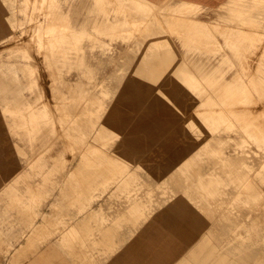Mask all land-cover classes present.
Masks as SVG:
<instances>
[{"label": "bare ground", "instance_id": "6f19581e", "mask_svg": "<svg viewBox=\"0 0 264 264\" xmlns=\"http://www.w3.org/2000/svg\"><path fill=\"white\" fill-rule=\"evenodd\" d=\"M60 1L68 0L4 3L11 27L8 35L0 38V44H16L22 40L23 31L30 37L24 41L20 59L13 54L18 49L16 45L7 53L0 52V130L3 128L7 139L6 159L13 155L16 159L13 149L21 156L19 170L17 164L6 170L9 178L4 179L0 191V264H37V259L49 257L53 264H65L69 251L65 247L70 245V239L86 234L81 240L97 241L106 232L111 236L109 246L101 248V252L92 250L86 264H112V256L150 220L177 235L180 229L186 242L188 236L183 228L197 233L196 242L172 264H264V144L259 142L261 138L264 141L259 118L264 108V50L256 55L254 48L258 44L241 43L244 38H251L247 34L251 31L244 26L264 24V0L227 1V14L222 18L235 28L214 29L225 42L220 60L213 65L208 53L204 56L208 62L196 54L181 53L172 38L174 32L161 25L174 23L186 40L195 38L200 44L204 41L212 49V41L207 37L216 36L213 26L187 15L196 5L158 6L149 0H137L142 2L137 5L142 7L140 12L148 13L128 19L126 9L131 0L109 4V10L107 4L98 2L109 0H69L72 3L61 8ZM57 9L68 12L58 13ZM59 19L65 21L58 22ZM27 24L30 26L25 28ZM124 24L134 30L118 33L116 28ZM190 26L194 31H185ZM34 39L39 56L32 45L25 43ZM179 39L182 42L183 36ZM120 46L124 52L119 57L132 64L128 68L117 65L116 50ZM250 52L257 60L244 61ZM61 57L65 58L63 62L59 61ZM78 58L83 65L79 73L90 74L91 78L70 77L74 70L60 67L72 65ZM103 60L115 66L100 70L98 63ZM41 71L45 78L49 76L47 84L55 99L51 106L43 94L47 87L40 79ZM97 74L104 75L99 78ZM130 74L154 84L167 80L169 87L182 86L187 93L182 113L187 120L186 134L178 146L162 153L169 157L163 164L132 163L121 147L123 137L116 131L118 125L110 118ZM26 91H35L37 96L30 98ZM158 121V116L150 115L138 131L155 137ZM51 144L55 155L70 154L80 159V167L75 172L60 174L62 182L57 176L52 178L50 191L37 198L36 193L43 192L40 188L50 177L49 169L55 167L51 162ZM91 144L96 148L90 149ZM39 155H46L44 162H37ZM32 166H37L32 178L26 180L25 186L24 181L17 186L16 182ZM159 166H164V174L158 171ZM137 170L159 173L142 174L136 180ZM59 186L63 197H55L54 190ZM105 194L109 196L101 201ZM50 201L52 206L64 205V222L40 241L37 235L44 227L36 219L44 218ZM177 201L185 202L192 211H171ZM79 203L83 207L70 208ZM166 204L169 207L157 212ZM102 206L113 209L112 218L122 216L124 220L109 222L113 226L101 224L102 232L81 229L80 222L84 223ZM34 236L38 239L36 245L30 239ZM8 257L12 261L7 262ZM160 260L164 262L158 264H165L167 259Z\"/></svg>", "mask_w": 264, "mask_h": 264}, {"label": "rangeland", "instance_id": "374dc122", "mask_svg": "<svg viewBox=\"0 0 264 264\" xmlns=\"http://www.w3.org/2000/svg\"><path fill=\"white\" fill-rule=\"evenodd\" d=\"M75 1H77V0H75ZM75 1H73V2H75ZM38 2H41V1H38ZM60 2H63L62 5H60V8H61V6L64 7L68 3H72L69 0L68 1H60ZM60 2H58V4ZM98 2L107 4L108 5L107 9L109 10L110 9L109 8V4L116 5L117 3L122 2V0H112V1L109 0V1H98ZM131 2H132V4L135 7L132 4L130 5ZM139 2L142 3L141 1H137V0H135V2H134V0H131L130 3H129V0H127V3H129V5H127V9L126 10H127V15L130 14V16H127L126 18L129 19V17H130V19H132L134 17L133 19H135L136 16H137V14L140 17H142L141 16L142 14L145 15V14L148 13V12H143V11L140 12V9H142V7L141 6H137V5L140 4ZM194 2L197 4L196 7L197 6H199V7H197V8L195 7L194 11L191 10L189 13H187V15L194 16V17H199V18L208 20L209 23H210V25L213 26V32H214V34L216 33L214 29H217V28L232 29L234 27L233 26L234 24L227 25V23H225L224 20H223V18H222L223 15L227 14L226 7L229 4L228 2L225 3L224 5L220 6L219 8H218V5L219 4L217 2H213V1H209V0H194ZM51 3H53V1H51ZM135 3H136V5H135ZM135 8L138 9V10H136ZM131 9H132V11H131ZM54 10L55 9H52L51 11H54ZM57 11H58V13L59 12H65V13L68 12L67 10H59V9H57ZM129 11H131V13ZM133 13L136 14V15H134ZM105 14H110V11H106ZM21 15L22 14H19V16H21ZM132 15H134V16H132ZM139 16H137L136 19H138ZM40 18H42V15L40 16ZM62 21H65V19H59L58 20V22H62ZM8 25H9V22H8ZM173 25H175V24L174 23H172L170 25H168L167 23L165 24L166 29H168L169 32H174V33H172V36H175V35L178 36L177 37V41H178L177 43L180 44L179 37L180 36L181 37L184 36V33H181L179 31H176V27L173 26ZM29 26L30 25L27 24L24 27L25 28H28ZM127 26H129V28ZM9 27H11V26L9 25ZM58 27L59 28H62L60 25H58ZM188 27H186V28L188 29ZM191 29H193V31H194V28H192L191 26H190L189 30H185V31H187V32L188 31H192ZM244 29L245 30H248V31H251V32L247 33V34H250V37L251 38H249V37L244 38L243 41H241V43L250 44L252 42H255L256 44L259 45L258 47H255L254 48L256 50V55L259 54V53L262 54L264 48H260V47H263L264 46V24L263 25H246V26H244ZM10 30L12 31V28H10ZM133 30H134V28H132L131 25H129V24H124L123 26L120 25V26H118L116 28V31H118V33H121V34H126L128 32L133 31ZM141 30H143V29H141ZM144 30H146V29H144ZM23 32H24V34L22 36V40H19L17 43L15 41L13 42V43H16V44H12V43L10 44L8 42L1 43L0 44V52L1 53H4V52L7 53L9 50L15 49V45H16V47H18V49L13 54L15 56L17 55L16 58L20 59L19 56H20V52L23 51L24 41L28 37H30L29 34L27 33V31H23ZM197 33L195 34V36H197L196 38H199V35H197ZM137 34L139 35L140 33H137ZM213 38H214V42H213ZM207 39L212 41V44H211V45H213V48L212 49H209L208 48L206 42L200 41L202 44H200V43H198V44H196V43H188V44H186V49L180 50V52L182 53L183 51H185L186 53L196 54V56L198 58H200L201 60H205V61H207V60L204 58V56H205L206 53H208L210 55V57H211L210 64L213 65V62L215 63V62H217V61L220 60V55H221V52L223 51V44H224L225 40H224V37L221 36V34H218V33H216V36L214 35V37H213V35L211 37H207ZM203 42H204V44H203ZM25 43L32 45L33 48H34L33 49L34 53L36 52L35 54L37 56H39L38 51L35 50L36 49L35 48L36 47L35 45H37V43L35 42V39L32 41V43L31 42H25ZM162 43L166 44L165 42H162ZM98 50H100V48H98ZM100 52H103V51L101 50ZM116 52L118 53L117 54V58L118 59H116V58H114V59H116V62L117 63L119 62L117 64L118 66L127 67V68L129 67V64H130V66H132L131 63L125 62L123 57H119V55H120L119 53H122L123 54V52H124V50L121 49V46H120V48H118L116 50ZM38 58H39V60H42L41 57H37V59ZM104 59H106V57ZM64 60H65L64 57H61L59 59V61H61V62H63ZM69 60H71V59H69ZM243 60L244 61H251V60H257V58L255 56L252 57V54L250 52L249 53V56L247 58L243 59ZM98 64H99L100 70H103V71L104 70H111V68L113 66H115V64L113 65L110 62H108L107 60H103L102 63H98ZM60 67L61 68H66V69H73L75 74L74 75L73 74H69L70 77H76V78H79V77L91 78V75L90 74H85L84 73L82 75V74L79 73V71L83 69V65L80 64V59L79 58L72 65L62 64V65H60ZM110 74H111V76L112 75L113 76H118L116 73H110ZM44 75H45V73L44 72L42 73V71H41L40 72V79H41L42 83L43 82L46 83V86L45 87H47V88H45V92L44 93L42 92V93L48 97V99H49V102L48 103H49V106H51V101L52 100L54 101L55 99L54 98L52 99V96L50 95V94H52V88H50L48 86V84H47V81H48L49 76H48V78H45L47 76H44ZM103 75L104 74H97L95 76L100 78ZM51 77H52V75H51ZM128 77H130V78L131 77L136 78V76L135 75H132V74H130ZM44 79H46V81H43ZM48 87L50 88V92L48 91L49 90ZM25 93L30 98H35L37 96V92H35V91H26ZM50 112H51V109H50ZM259 118H260V120L263 123V129H264V108L260 112ZM1 123L2 124H0V126L3 127V122H1ZM3 131H4L3 128H1L0 133L2 135L0 137L3 136ZM3 138H4L3 147H4V149H6V147H5L6 146L5 145V141L7 139L4 136H3ZM63 139H65V137ZM259 142L262 145L264 144V141L262 140V138L260 139ZM53 146L54 145L51 144V162L55 164V167H52V169L51 168L49 169L50 177H46L45 184L43 185L42 188H40L43 192L36 193V197L37 198L44 197L50 191V187H51V183H52L51 179L52 178H55L57 176L56 178L59 179L60 182H62L63 181V178L62 177H59L60 174L63 175V173H65L66 171H68V172H75L76 169H79L78 166H79V163H80V159H75L70 154L69 155H66V156H64V155H55L56 153H54L55 149L53 148ZM89 146H90V149H94V147H95L92 144L89 145ZM13 152L16 154V159L18 161L17 168L19 170V166H20L19 163H21V161H20V157L21 156L19 154L20 152H18V154H17L14 149H13ZM41 155L37 156V157L40 158L37 161L39 163L44 162L45 159H46V155H43V156H41ZM168 158L169 157L167 155L161 154L159 156H155L154 159L149 160L147 163L148 164H152V163H159V164L161 163V164H163L162 162H165V160H167ZM71 160H72V163L69 165V162ZM144 164L145 163H139V166L140 165L144 166ZM163 167L164 166H162V167L159 166V168L161 169L162 172L160 170H158L162 174H164V172H163L164 171V168ZM18 170H17V173H18ZM26 171H27V172H25L26 174H24L23 177H20L19 178L20 181L19 182H16L17 183V186H19V184L21 182H23V181H24L23 182V185L25 186L24 183L26 182V180L31 179L32 178V174L35 171H37V166H32L31 168L27 169ZM159 172H152V171L151 172H147V171H143V170H137V172H136V174L134 176H135V179L137 180V179L141 178V176H143L142 174H146V173H154L155 174V173H159ZM145 178H148V177H145ZM3 185H4V178L3 177H0V191L3 190V187H4ZM98 187H99V190H100L101 183L98 184ZM51 189H53V188H51ZM70 189H71V187L69 186L68 190H70ZM52 191L53 190H51V192ZM63 193H64V191L62 189V186H59L58 188H56L54 190L55 197H57V196L63 197ZM107 196H109V194H105L103 196L104 198H102L101 201H103L104 199H106ZM85 204H86V201L83 203V206ZM1 205L3 207V205H4L3 202H2ZM51 206L52 205H51V201H50V203L47 205V207H45L46 208L45 209L46 215L44 216V218L38 217L36 219V222L38 224H41V226L44 227V229L43 230H40V233H38L39 235L36 234L37 236H40V237H37L38 239L40 238V241L44 240L45 239V236L48 233L53 232L51 230H53L56 226H59V225H61L64 222L62 220V217H61V213L64 212V207H63L64 205H62L60 203H57L56 205L53 204L52 208H51ZM83 206H82L81 203H79V205L71 206L70 208H80V207H83ZM166 206L169 207V205L166 204V205H164L163 209H160L157 212H160V211L164 210L166 208ZM53 209H55V213L56 214L53 213V211H54ZM30 211L31 210H29V212ZM67 212L68 211H66V213ZM52 213H53V215H51ZM29 214L31 216L32 215V212H30ZM54 214H55V216H54ZM68 214H72V211L69 212ZM82 215H85V213L81 214L80 216H82ZM113 215L114 214H113V209L112 208H108V207L102 206V207L97 208L93 212V214L89 218V220L84 221V223L80 222L79 226H80L81 229H84L86 227L87 232H91L92 233V232H97L98 228L103 223H105L107 225H111V224H109V222L110 223L111 222L115 223V222L119 221V223H120V222H122L124 220V217H122V216L112 218ZM67 216L68 215H64L65 218ZM176 221L179 222L178 219ZM24 224L25 223H23V225ZM111 226H113V225H111ZM187 226H189V225H187ZM184 230H185V234L188 236L187 243H188L189 246H191L192 244H194L196 242L197 233L191 232L188 229H184ZM81 235L83 236L84 234H81ZM49 236H51V234H49ZM85 236H88V235L85 234L83 237H85ZM98 237H99V239L97 241L96 240H88V241L86 240V241H83V240H81L82 238H80L79 236H77L76 238L70 239L69 240V244L70 245L65 247L67 250H69V251L66 250L67 253H68V255H67V259H66L67 262L65 264H86L88 262V258L91 255V251L92 250H99L101 252L102 249L103 250L106 249L109 246V243L111 242V236H110V234L108 232H106V235L104 236L103 239L101 238V236H98ZM37 238L35 236L34 237H31L30 239H32V241H33L31 243H34V245H36L35 242L38 241ZM1 242H2V240L0 241V246L2 247L3 244ZM31 243H29V246H28L29 248H32L33 247V245ZM49 247L51 248V243L49 244ZM108 249H110V247ZM1 254H2V250L0 249V255ZM33 258L36 259L37 256H35ZM6 259H7V262L12 261L11 257H8ZM25 260H28V259H25ZM37 260H38V263L37 264H47V263L48 264H53L52 263V260H51V257H49L48 259H46V258L45 259H41L40 258V259H37ZM5 263H6V260H5ZM14 264H15V262H14ZM103 264H107V263L105 262Z\"/></svg>", "mask_w": 264, "mask_h": 264}, {"label": "snow or ice", "instance_id": "6c2138e0", "mask_svg": "<svg viewBox=\"0 0 264 264\" xmlns=\"http://www.w3.org/2000/svg\"><path fill=\"white\" fill-rule=\"evenodd\" d=\"M186 96L182 86L169 87L167 80L154 84L140 78H130L125 82L121 101L113 107L110 118L118 125L116 131L123 137L121 147L126 150L132 163L147 164L155 156L179 145L186 134L187 120L182 114ZM150 115L159 117L155 137H146L138 131L141 122ZM3 144L4 138L0 137V177L8 179L6 170L18 164V161L14 155L6 159L8 153ZM171 211L191 212L192 209L185 202L177 201ZM118 260L119 256L112 264H117Z\"/></svg>", "mask_w": 264, "mask_h": 264}, {"label": "crops", "instance_id": "0c3cea01", "mask_svg": "<svg viewBox=\"0 0 264 264\" xmlns=\"http://www.w3.org/2000/svg\"><path fill=\"white\" fill-rule=\"evenodd\" d=\"M152 3L157 4L158 6L171 4L178 5L179 3H189L193 5H197L194 0H149ZM213 2H217L218 8L225 4L229 0H209ZM5 0H0V37L6 36L9 33V25L7 20V7L4 4ZM156 12V10H155ZM197 19L207 23L210 25L208 20L196 17ZM163 20V17H160ZM162 26H165V22L161 23ZM178 37V36H177ZM176 40V44L180 48V50L186 49V44L188 43H196L195 38L185 39L183 36L182 42L180 40V44L177 42L176 35L173 36ZM182 45V46H181ZM90 217L83 220L87 221ZM157 222V221H156ZM158 223V222H157ZM151 223V220L147 222L137 233L131 238L126 245L118 251L114 256H112V262L119 256V260L117 264H158L157 262H164L167 259L165 264H172L173 261H176L178 257H180L181 253L186 252L189 248L188 243L182 239L181 230L178 229V235L173 231H169L163 225ZM151 225V227H149ZM188 228H183V233L185 234V230ZM190 230V229H188ZM97 232H102L99 228ZM110 234V233H109ZM102 239L104 237H101ZM162 254V257L159 255Z\"/></svg>", "mask_w": 264, "mask_h": 264}]
</instances>
